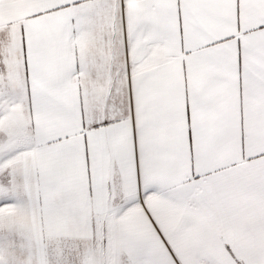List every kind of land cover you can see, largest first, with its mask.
Segmentation results:
<instances>
[{
  "label": "snow or ice",
  "instance_id": "1",
  "mask_svg": "<svg viewBox=\"0 0 264 264\" xmlns=\"http://www.w3.org/2000/svg\"><path fill=\"white\" fill-rule=\"evenodd\" d=\"M0 264H264V0H0Z\"/></svg>",
  "mask_w": 264,
  "mask_h": 264
}]
</instances>
